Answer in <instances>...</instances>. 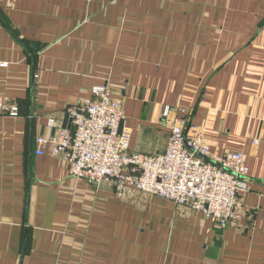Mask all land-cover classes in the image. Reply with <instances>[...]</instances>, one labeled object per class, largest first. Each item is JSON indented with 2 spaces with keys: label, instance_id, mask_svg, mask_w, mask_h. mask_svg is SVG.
Instances as JSON below:
<instances>
[{
  "label": "crops",
  "instance_id": "obj_1",
  "mask_svg": "<svg viewBox=\"0 0 264 264\" xmlns=\"http://www.w3.org/2000/svg\"><path fill=\"white\" fill-rule=\"evenodd\" d=\"M103 85L132 151L163 152L185 119L212 153H241V218L120 200L36 155L48 119ZM0 100L19 112L0 115V264H264V0H0Z\"/></svg>",
  "mask_w": 264,
  "mask_h": 264
},
{
  "label": "built area",
  "instance_id": "obj_2",
  "mask_svg": "<svg viewBox=\"0 0 264 264\" xmlns=\"http://www.w3.org/2000/svg\"><path fill=\"white\" fill-rule=\"evenodd\" d=\"M36 78V75L34 76ZM171 108L166 106L163 117ZM17 106L0 100V115L18 116ZM70 128L52 117L49 137H36V155L48 148L68 165V174L95 187L106 185L120 200L130 193L152 195L187 208L223 230L241 218V198L248 191V167L239 152L214 154L199 136L187 135V122L172 124L166 148L142 154L129 148L121 104L108 86H95L90 97L66 110ZM258 143V142H257Z\"/></svg>",
  "mask_w": 264,
  "mask_h": 264
},
{
  "label": "water",
  "instance_id": "obj_3",
  "mask_svg": "<svg viewBox=\"0 0 264 264\" xmlns=\"http://www.w3.org/2000/svg\"><path fill=\"white\" fill-rule=\"evenodd\" d=\"M70 128V124H69V119L67 117V115L65 116V119H64V122H63V128ZM122 128H123V120L120 122V125H119V132L122 131Z\"/></svg>",
  "mask_w": 264,
  "mask_h": 264
}]
</instances>
